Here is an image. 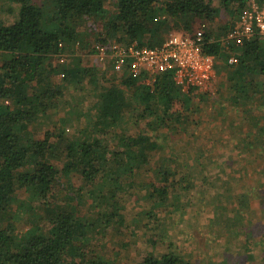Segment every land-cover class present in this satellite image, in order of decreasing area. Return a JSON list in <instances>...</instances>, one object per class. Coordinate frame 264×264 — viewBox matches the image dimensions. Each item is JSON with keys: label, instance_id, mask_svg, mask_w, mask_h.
Segmentation results:
<instances>
[{"label": "trees", "instance_id": "obj_1", "mask_svg": "<svg viewBox=\"0 0 264 264\" xmlns=\"http://www.w3.org/2000/svg\"><path fill=\"white\" fill-rule=\"evenodd\" d=\"M13 1L19 3L17 19L9 24L0 20V264H113L94 248L91 255L85 252V232L124 220L117 193L126 192L138 174L149 176L138 181L142 184L137 182L152 199L147 209L142 208L148 221L158 219L168 201L181 207L173 160L169 154L158 155L159 135L149 134L146 125L165 128L180 122L198 91H182L169 72L153 84L146 83L143 75L116 74L98 92L92 109L83 112L85 122L77 133L63 142L59 124L72 119L69 114L58 116L65 92L73 77L78 76L77 81L86 77L92 85L104 77L96 42L136 40L156 46L173 31L204 28L219 12L217 1L225 7L235 4L232 13L237 19L250 0ZM233 24L219 30L225 34ZM204 42V51L215 56L216 72L227 71L236 98L255 107V96L264 98V38L254 36L232 46L238 59L233 65L227 63L228 51L215 32L204 29ZM75 48L84 56L76 54L74 70L65 63L52 64L53 55ZM138 121L145 126L130 133ZM260 149L264 153V145ZM181 174L182 183L190 182V173ZM263 183L260 197L237 191L235 213H224V227L213 230L226 248L233 240L226 236L243 239L239 264H254L257 257L264 264ZM253 204L260 216L242 226ZM84 205L87 211L81 213ZM211 206L208 227L218 225V210L224 208ZM235 217L243 219L239 227L234 226ZM155 238L149 240L152 245ZM166 246L165 251L143 254L138 264H197L175 242L167 240ZM230 254L224 251L220 264H228Z\"/></svg>", "mask_w": 264, "mask_h": 264}, {"label": "rangeland", "instance_id": "obj_2", "mask_svg": "<svg viewBox=\"0 0 264 264\" xmlns=\"http://www.w3.org/2000/svg\"><path fill=\"white\" fill-rule=\"evenodd\" d=\"M215 6L219 10L215 19L205 22L204 28L199 27L206 31L212 30L220 39L224 31L219 28L224 25L229 27L236 20V14L232 13L236 5L230 3L225 7L217 1ZM18 9V2L0 0V20L5 24L12 23L17 19ZM65 54V65L74 70V57L76 54L80 55V51L75 48ZM94 58L97 61L95 56ZM51 62L60 64L57 54L53 55ZM99 68L103 70L104 77L98 80L97 85H92L86 77L81 81H77L78 76L73 77L72 86L60 102L58 116L68 117L69 114L72 118L65 120L62 125L59 124L63 129V142L74 136L83 125V112L85 109H92L98 92L116 79L117 73L108 66L100 63ZM226 73L223 69L217 71L208 89L196 93L192 107L180 122L165 128L146 125L149 134L159 135L158 155L169 154L173 160L171 165L176 171L175 179L178 180L175 190L181 195V207L174 205V208L171 201H168L161 209L164 211L158 214L159 218L153 219V223L152 220L148 221L142 208L147 209L152 199L145 196L144 189L138 183L142 184L143 179L147 181L149 176L148 173L138 174L133 185L128 190L124 188L126 192L117 193V198L124 206L121 209L124 220L107 225L104 229L94 227L85 232L84 248L88 255L92 254L94 248L113 264H138L141 256L148 251H165L167 240H170L175 242L185 257L197 264H220L224 251L226 253L227 250L231 253L228 264L241 262L244 256L243 248L240 247H243V239L233 235L226 236L233 239L231 246L226 248L223 239L214 238L216 235L214 236L213 230L224 227V213L228 212L231 216L235 213L237 191H247L257 197L262 195L259 187L264 182V153L261 154L260 149L264 145L261 144L264 142V98L255 96V107L250 103L242 104L231 89ZM253 79L257 81L259 78L254 74ZM144 126V121H138L137 125H131L130 133ZM247 134L249 136L242 140ZM182 172L190 173V182L182 183ZM192 197L194 199L188 202ZM253 200L254 198L251 201ZM212 203L224 208L218 210V225L214 223V226L208 227L206 218L212 217ZM255 205L245 214L243 224L241 217H235L234 226L239 227L242 224L246 227L249 222L254 223L260 216L259 207ZM86 208V205L81 206V213H86ZM38 211L42 213L41 207ZM151 237H156L155 245L149 241ZM255 263L259 264L258 257Z\"/></svg>", "mask_w": 264, "mask_h": 264}, {"label": "built area", "instance_id": "obj_3", "mask_svg": "<svg viewBox=\"0 0 264 264\" xmlns=\"http://www.w3.org/2000/svg\"><path fill=\"white\" fill-rule=\"evenodd\" d=\"M254 36L264 37V2L250 0L233 26L219 39L222 48L228 51V64L238 61L231 47L240 46ZM204 44V30L198 27L192 32L173 31L156 46L141 45L136 40H112L106 44L96 42L94 50L99 61L117 74L143 75L146 83L153 84L159 75L169 72L182 91L202 92L208 89L216 74L215 56L204 51ZM66 58L65 53L58 55L60 63H65ZM59 76L63 77L64 73Z\"/></svg>", "mask_w": 264, "mask_h": 264}]
</instances>
